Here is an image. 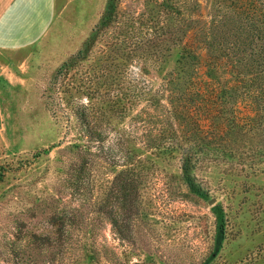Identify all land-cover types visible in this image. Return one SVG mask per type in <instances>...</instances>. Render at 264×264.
I'll return each instance as SVG.
<instances>
[{
  "label": "rangeland",
  "instance_id": "rangeland-1",
  "mask_svg": "<svg viewBox=\"0 0 264 264\" xmlns=\"http://www.w3.org/2000/svg\"><path fill=\"white\" fill-rule=\"evenodd\" d=\"M109 4L117 16L81 60ZM62 16L52 59L48 51L36 60L28 50L0 59V264H264V109L254 100L261 87L242 93L237 78L235 91L229 58L216 59L206 35L212 27L226 45L252 39L232 1L76 0ZM255 19L264 41V24ZM122 46L133 52L124 72L138 74L157 103L165 98L164 78L182 69V47L197 52L175 93L217 108L220 117L202 121L214 157L191 172L202 195L181 180L179 156L146 171L136 201L129 194L130 143L143 147L145 136L158 132L161 104L142 101L123 116L108 111L97 121L104 140L81 151L84 93L108 90L95 81L94 64ZM205 81L210 96L203 101L193 92ZM221 87H230V102L218 108ZM109 89L120 93L115 84Z\"/></svg>",
  "mask_w": 264,
  "mask_h": 264
},
{
  "label": "trees",
  "instance_id": "trees-1",
  "mask_svg": "<svg viewBox=\"0 0 264 264\" xmlns=\"http://www.w3.org/2000/svg\"><path fill=\"white\" fill-rule=\"evenodd\" d=\"M231 1L232 5L237 8L238 17L245 20L239 24V27L245 29V26L247 25L253 34L252 39L248 43H244L245 41L237 43V41H235L232 44L228 42V45H226L224 43L226 40L224 38L221 40L219 38L218 31H215L211 27L212 32L210 36L208 30L206 32L207 38H209L208 44L213 51H217L215 52L217 53L215 57L216 59H219L222 56H227L229 58L231 65L229 71L237 74L234 79L235 91H237V78L241 83L239 88H242V93H245L246 90L250 91V88L252 90L251 93H254L256 90L255 87L258 84L260 85L261 90H257L258 95H256V97L254 96L255 103H259L257 109L258 112H260L264 109V41L258 37L257 31H263L261 30L262 26L260 28V26L257 25L255 18H261V24H264V0ZM171 12L168 11V14ZM116 16L117 14L109 4V8L103 17L101 24L97 27V29H95L93 35L89 38V41L86 42L88 47L85 50H81V60L86 59L90 55V53L86 54L85 52H90L92 47L95 46L101 26L109 28L113 24ZM251 18L253 19L252 24L249 22V19ZM215 42L218 43L217 46L215 45ZM137 43L140 44L141 41ZM156 45L161 47L162 44L160 42H156ZM137 48L140 47L138 46ZM182 48V55L178 59V61L182 64L180 66L182 69H179L175 75L169 73V75L164 78L166 82L164 86H162V91L164 92L163 96L165 97L163 98V102L158 100L157 103L155 101L156 98L152 93L148 96L151 89L147 91L145 87H143L138 74L124 72L123 69L133 56L132 50H127L125 46L111 49L105 58H100L97 63L94 64L97 68H99L97 70L100 72L97 73H101L97 74L94 72L95 81L99 80L98 83L101 84L100 87L103 86L108 90L101 92L98 89L93 90V87L90 86L87 87V92L84 93L88 104H83L84 112L81 125L84 128V136L87 140H85V144H81L82 152L91 151L93 143H101L102 140H104L101 132L97 128V121L100 116L108 115V111H112L115 114L119 113L123 116L129 111L130 113L134 112L136 106L142 101H150L153 104H158L157 106H160L161 104V109H165L164 114L162 111V113H160L161 115H159L161 119H158V121L161 122V125L158 123V126L156 127L158 132L156 134L150 133L149 136L146 135L144 144L142 145L143 147L138 146L135 142L130 143L128 156L129 163L132 168H130L129 171L132 172L133 176L130 177L131 182L128 188L133 190V192L129 193L133 196V201H136V198L139 195L138 187L140 182L144 180L145 176H148L146 171L153 170L157 167L171 165V158L175 156H179V176L181 180L184 183L189 184L194 192L199 195L203 194L201 188L193 184L194 177L191 176L192 170L197 168V164L199 162L202 163L207 159H214L209 152L212 138L208 130L204 128L202 121H209L210 125H212L218 121L220 117L217 113V108H205L200 100L196 101L194 98L189 99L191 96H186L184 90V94L182 92L179 98L176 96L175 92L181 89V87H184L183 82L181 81V78H184L183 72L187 73L191 69H194L195 67H193V63L197 62V59L199 58L197 52L194 50L188 49L186 46ZM249 50V53L251 54L250 58L246 55L239 56V53ZM100 66H102L101 69ZM96 67L94 70H96ZM246 69L248 70L247 72L251 73V75L246 73ZM89 82H92V80ZM184 83L186 86L192 83V77ZM114 84L117 86L120 93H118V91L113 93V91L109 89V87ZM205 84L206 81L205 83L196 82V86H194L195 91L193 92V94H197V96L203 99V101L210 96L208 90L206 94V89L204 88ZM229 89L230 87L225 90L224 87H221L215 97V101L220 105L216 104L215 106L218 108L220 106L225 107L226 103L230 102L225 99L227 97L224 95V91L228 92ZM95 95L97 96L96 99H100L103 104L102 106L99 105V102L93 100L95 99ZM185 98L188 99V101L185 100ZM165 99L169 102L168 104L165 103ZM195 112L199 118L194 116ZM258 112H256L257 116L261 114H258ZM137 116L135 117L137 118ZM195 118L196 120H194ZM251 122L252 121H250V124ZM186 125L193 126L187 128ZM120 142H124L123 138L120 139ZM97 146L99 147L101 145ZM219 147L220 146L217 145L214 149ZM137 150L141 151L142 154L146 153L147 156L142 157L141 153ZM124 187V196L127 197V186L124 185ZM219 227L221 228L218 234L217 244L221 245L224 234L222 222L219 224Z\"/></svg>",
  "mask_w": 264,
  "mask_h": 264
},
{
  "label": "crops",
  "instance_id": "crops-1",
  "mask_svg": "<svg viewBox=\"0 0 264 264\" xmlns=\"http://www.w3.org/2000/svg\"><path fill=\"white\" fill-rule=\"evenodd\" d=\"M75 1L0 0V59L4 55L13 58L22 50H28L36 60L49 51L52 59L54 41L63 38H54L62 13Z\"/></svg>",
  "mask_w": 264,
  "mask_h": 264
}]
</instances>
